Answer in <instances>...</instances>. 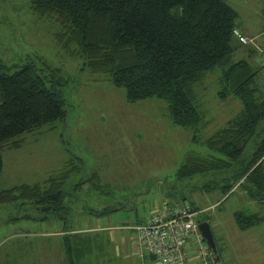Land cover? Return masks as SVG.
I'll return each instance as SVG.
<instances>
[{
    "label": "rangeland",
    "instance_id": "obj_1",
    "mask_svg": "<svg viewBox=\"0 0 264 264\" xmlns=\"http://www.w3.org/2000/svg\"><path fill=\"white\" fill-rule=\"evenodd\" d=\"M30 1L0 0V59L11 73L33 64L49 81L55 79L51 84L59 89L60 82L68 101L67 119L16 139L22 140L21 148L4 152L1 190L44 184L64 172L73 158L83 172L72 175L66 185V192H76L71 196L68 226L102 233L92 251L71 258L59 239L63 220L49 215L42 220L46 215L19 201L0 205V264H152L150 256L136 246L132 228L146 224L163 201L182 200L171 193L180 164L190 154L207 156L206 141L241 112L238 99L220 95L223 72L247 61L259 70L255 85L264 96V0H226L237 11V29L249 43L243 45L234 37L229 60L193 87L203 116L198 133L172 125L164 101L129 103L125 89L115 87L106 76L90 74L83 58L59 44L55 21L35 14ZM255 140L245 154L249 155ZM92 178L97 189L89 181L75 189ZM214 178L199 175L187 181L186 204L202 211L197 220L211 224L222 264H264V221L244 230L235 219L237 212L264 216V202L256 198L260 195L238 185L227 192L223 181L209 184ZM106 207L117 211L94 214ZM188 243L190 255H196V238Z\"/></svg>",
    "mask_w": 264,
    "mask_h": 264
},
{
    "label": "trees",
    "instance_id": "obj_2",
    "mask_svg": "<svg viewBox=\"0 0 264 264\" xmlns=\"http://www.w3.org/2000/svg\"><path fill=\"white\" fill-rule=\"evenodd\" d=\"M30 4L35 14L55 21L59 44L83 58L90 74L106 76L115 87L125 89L129 103L164 101L172 125L199 132L203 116L193 87L234 52L238 13L226 0H31ZM258 72L247 61L223 72L220 95L238 99L242 110L206 141L207 156L190 154L180 164L171 192L182 199L177 203L188 205L185 183L199 175L216 177L209 184L225 182L227 192L237 185L255 189V195H260L255 197L264 202V96L255 85ZM49 80L33 64L11 73L0 59V205L19 201L46 215L42 220L48 215L63 220L62 245L72 258L92 251L102 233L68 226L74 203L71 196L76 192H66V185L72 175L83 172L81 164L72 158L64 172L44 184L1 190L4 152L21 148L22 140L16 139L67 119L63 85L59 82V89L51 84L55 79ZM253 140L255 146L245 154ZM87 181L98 188L92 178L75 189ZM181 188L183 193L176 194ZM115 211L106 207L94 214L99 217ZM235 219L247 230L262 223L264 216L237 212ZM218 251L222 259L219 247Z\"/></svg>",
    "mask_w": 264,
    "mask_h": 264
},
{
    "label": "built area",
    "instance_id": "obj_3",
    "mask_svg": "<svg viewBox=\"0 0 264 264\" xmlns=\"http://www.w3.org/2000/svg\"><path fill=\"white\" fill-rule=\"evenodd\" d=\"M234 36L243 45L249 43L238 29L234 30ZM201 215L202 211H195L188 205L165 200L146 224L133 228L136 246L151 257L152 264H197L199 261L211 264L210 251L200 233V221L196 219ZM193 237L197 240L193 248L195 256L190 255L188 243Z\"/></svg>",
    "mask_w": 264,
    "mask_h": 264
},
{
    "label": "water",
    "instance_id": "obj_4",
    "mask_svg": "<svg viewBox=\"0 0 264 264\" xmlns=\"http://www.w3.org/2000/svg\"><path fill=\"white\" fill-rule=\"evenodd\" d=\"M199 230L210 251L212 264H222V259L218 251L211 224L209 222H202L199 224Z\"/></svg>",
    "mask_w": 264,
    "mask_h": 264
},
{
    "label": "crops",
    "instance_id": "obj_5",
    "mask_svg": "<svg viewBox=\"0 0 264 264\" xmlns=\"http://www.w3.org/2000/svg\"><path fill=\"white\" fill-rule=\"evenodd\" d=\"M96 229H97V228H96ZM102 229H103V228H102ZM62 238H63L62 236L59 237L60 240H62ZM141 256H142V254H141ZM191 256H195V255H191ZM151 261H152V260H151ZM192 264H194V263H192Z\"/></svg>",
    "mask_w": 264,
    "mask_h": 264
}]
</instances>
